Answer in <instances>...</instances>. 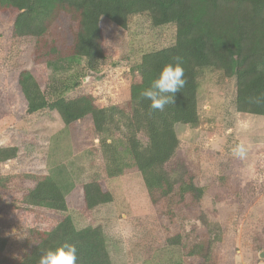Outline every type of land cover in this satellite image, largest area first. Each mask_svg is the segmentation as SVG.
<instances>
[{
	"label": "rangeland",
	"instance_id": "obj_1",
	"mask_svg": "<svg viewBox=\"0 0 264 264\" xmlns=\"http://www.w3.org/2000/svg\"><path fill=\"white\" fill-rule=\"evenodd\" d=\"M100 24L106 59L97 71H90L84 59L69 60L59 53L37 58L38 39L14 38L11 19L0 12V147L17 148L14 158L0 162V178L6 183L0 187L3 254L11 262L20 260L37 229H49L68 215L77 229H102L111 264H160L168 256L167 264H207L204 257L214 264H264V117L235 110L233 77L201 71L200 122L197 127L175 125L179 143L165 168L173 177L194 173L203 196L195 209L179 214L180 245L172 254L164 234V226H171L152 205L140 173L126 167L119 176H106L102 136L89 116L66 125L56 111L26 113L18 85L22 71L30 72L42 89L76 79L78 85L67 94L84 91L98 107L125 110L141 55L175 40L173 25L154 26L145 14L131 16L126 29L104 20ZM64 33L59 23L43 38L59 49ZM259 68L264 71V59ZM108 133L122 144L123 122L117 121ZM240 143L248 149L244 159L232 153ZM119 150L124 154L122 145ZM44 177L64 192L65 211L19 202L22 193ZM97 179L105 180L113 199L87 209L83 184Z\"/></svg>",
	"mask_w": 264,
	"mask_h": 264
},
{
	"label": "trees",
	"instance_id": "obj_2",
	"mask_svg": "<svg viewBox=\"0 0 264 264\" xmlns=\"http://www.w3.org/2000/svg\"><path fill=\"white\" fill-rule=\"evenodd\" d=\"M0 12L11 19L14 38L38 39L37 58L59 53L69 60L84 59L90 71H97L106 59L101 21L126 29L131 16L145 14L154 26L175 27L173 44L141 55L133 69L136 77L129 86L125 110L116 105L98 107L84 91L67 94L78 85L76 79L42 89L30 72L22 71L18 77L27 114L42 109L56 111L66 125L87 116L92 119L94 130L102 136L107 177L123 174L126 167L140 173L152 205L171 226H164V234L172 254V249L180 245L179 214L195 209L203 196V187L194 173L185 171L173 177L165 168L179 143L175 125L199 124L197 90L199 73L203 70L219 71L224 78L233 77L235 110L264 117V103L252 102L264 95V71L259 68L264 59V0H0ZM59 23L64 24L65 33L58 49L49 47L43 35ZM176 56L182 58L186 84L175 94L173 104L166 105L163 111L153 110L141 93ZM120 120L125 128L122 144L108 133ZM121 145L124 154L120 153ZM16 151L15 146L0 147V162L14 158ZM4 181L0 178L2 188L6 185ZM112 199L105 180L83 184L85 208ZM19 202L57 211L67 208L64 192L47 177L38 179L23 192ZM65 242L77 247V264H111L102 229L99 226L77 229L68 215L49 229H37L25 243L24 256L15 262L3 254L6 238L0 235V264H38L44 250ZM168 258L160 264H167ZM202 261L214 264L206 261V257Z\"/></svg>",
	"mask_w": 264,
	"mask_h": 264
},
{
	"label": "clouds",
	"instance_id": "obj_3",
	"mask_svg": "<svg viewBox=\"0 0 264 264\" xmlns=\"http://www.w3.org/2000/svg\"><path fill=\"white\" fill-rule=\"evenodd\" d=\"M185 84L182 58L176 56L173 57V63L163 66L157 78L141 95L150 101L151 109L163 111L166 105L174 103L175 94L181 91ZM252 102L255 104L264 103V95L253 98ZM247 151V146L244 143L237 144L232 149L233 155L240 159L246 157ZM77 260V247L65 242L54 249L44 250L38 259V264H77Z\"/></svg>",
	"mask_w": 264,
	"mask_h": 264
}]
</instances>
